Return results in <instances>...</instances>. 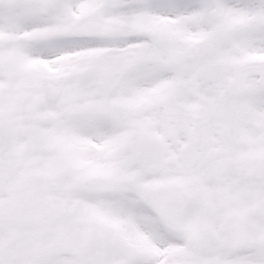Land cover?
Listing matches in <instances>:
<instances>
[{
	"label": "snow or ice",
	"instance_id": "obj_1",
	"mask_svg": "<svg viewBox=\"0 0 264 264\" xmlns=\"http://www.w3.org/2000/svg\"><path fill=\"white\" fill-rule=\"evenodd\" d=\"M0 264H264V0H0Z\"/></svg>",
	"mask_w": 264,
	"mask_h": 264
}]
</instances>
